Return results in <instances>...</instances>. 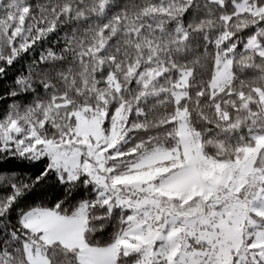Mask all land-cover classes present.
<instances>
[{
	"label": "snow or ice",
	"instance_id": "obj_1",
	"mask_svg": "<svg viewBox=\"0 0 264 264\" xmlns=\"http://www.w3.org/2000/svg\"><path fill=\"white\" fill-rule=\"evenodd\" d=\"M0 264H264V0H0Z\"/></svg>",
	"mask_w": 264,
	"mask_h": 264
}]
</instances>
